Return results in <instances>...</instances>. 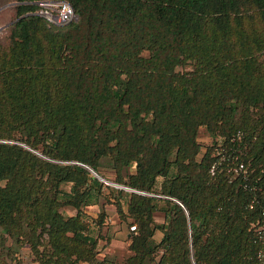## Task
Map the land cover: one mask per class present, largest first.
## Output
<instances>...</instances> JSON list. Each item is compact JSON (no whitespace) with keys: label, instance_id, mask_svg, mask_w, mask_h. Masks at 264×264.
Here are the masks:
<instances>
[{"label":"trees","instance_id":"16d2710c","mask_svg":"<svg viewBox=\"0 0 264 264\" xmlns=\"http://www.w3.org/2000/svg\"><path fill=\"white\" fill-rule=\"evenodd\" d=\"M34 1L0 50V264H113L107 205L122 264H261L264 0Z\"/></svg>","mask_w":264,"mask_h":264},{"label":"rangeland","instance_id":"374dc122","mask_svg":"<svg viewBox=\"0 0 264 264\" xmlns=\"http://www.w3.org/2000/svg\"><path fill=\"white\" fill-rule=\"evenodd\" d=\"M17 5V0H0V50L6 48L8 45V35L9 29L12 23L15 21V7ZM180 69V68H179ZM198 140L202 146V152H204L205 147L211 143V138L204 128H201L198 134ZM108 179V183L116 185L115 187H121L125 190H130L112 181L114 178L113 174L107 172L105 174ZM111 185V184H110ZM113 185V186H114ZM131 191V190H130ZM107 218L105 224L101 229V236L105 238L109 237L107 240L105 238L99 239V244L97 250L99 251V258L106 257V259L112 260L113 264H122L126 256L130 254L128 250V231L124 223L119 221L118 215L115 210V206L107 205ZM97 207L92 206L86 208V212L90 216H97ZM155 219L157 222L163 221V214L158 212L155 214ZM24 259L29 263L32 260L30 250L24 249L23 251ZM37 264V263H30ZM84 264V263H83ZM87 264V263H85Z\"/></svg>","mask_w":264,"mask_h":264},{"label":"built area","instance_id":"2783aa9c","mask_svg":"<svg viewBox=\"0 0 264 264\" xmlns=\"http://www.w3.org/2000/svg\"><path fill=\"white\" fill-rule=\"evenodd\" d=\"M34 3L39 6L35 13L42 16L49 25L61 26L76 19L73 7L66 0H36ZM237 168L242 169L243 164H239ZM252 207L253 202L250 205V208ZM262 214L264 215V210ZM132 228L133 227H131V229ZM258 256L261 259V264H264V248L259 252Z\"/></svg>","mask_w":264,"mask_h":264},{"label":"water","instance_id":"95a60500","mask_svg":"<svg viewBox=\"0 0 264 264\" xmlns=\"http://www.w3.org/2000/svg\"><path fill=\"white\" fill-rule=\"evenodd\" d=\"M76 19H77V16H76ZM89 170H90V172L95 176V177H97L99 180H101V181H104L106 184H111V185H114V184H112V183H108V181H106L103 177H101L99 174H97L93 169H91V168H88ZM114 186H116V185H114ZM121 188V187H120ZM125 188H127V187H125ZM131 190V189H130ZM131 191H135V190H131ZM174 200V199H173ZM175 201V200H174Z\"/></svg>","mask_w":264,"mask_h":264},{"label":"crops","instance_id":"0c3cea01","mask_svg":"<svg viewBox=\"0 0 264 264\" xmlns=\"http://www.w3.org/2000/svg\"><path fill=\"white\" fill-rule=\"evenodd\" d=\"M160 237H161V234H160L159 232H157L156 235H155V238H156L157 240H159ZM84 264H85V263H84Z\"/></svg>","mask_w":264,"mask_h":264}]
</instances>
